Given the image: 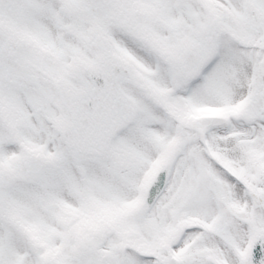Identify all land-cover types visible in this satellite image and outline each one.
Instances as JSON below:
<instances>
[{
	"label": "snow or ice",
	"instance_id": "snow-or-ice-1",
	"mask_svg": "<svg viewBox=\"0 0 264 264\" xmlns=\"http://www.w3.org/2000/svg\"><path fill=\"white\" fill-rule=\"evenodd\" d=\"M0 264H264V0H0Z\"/></svg>",
	"mask_w": 264,
	"mask_h": 264
}]
</instances>
